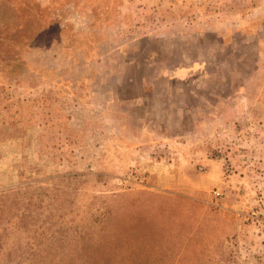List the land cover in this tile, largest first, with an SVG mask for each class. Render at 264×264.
Wrapping results in <instances>:
<instances>
[{
  "label": "rangeland",
  "instance_id": "1",
  "mask_svg": "<svg viewBox=\"0 0 264 264\" xmlns=\"http://www.w3.org/2000/svg\"><path fill=\"white\" fill-rule=\"evenodd\" d=\"M8 192L0 264H264V0H0Z\"/></svg>",
  "mask_w": 264,
  "mask_h": 264
},
{
  "label": "trees",
  "instance_id": "2",
  "mask_svg": "<svg viewBox=\"0 0 264 264\" xmlns=\"http://www.w3.org/2000/svg\"><path fill=\"white\" fill-rule=\"evenodd\" d=\"M18 193H11V192H8V193H5V194H0V203L2 202H6V201H9L11 202L12 204L16 205V195ZM0 241H1V238H0Z\"/></svg>",
  "mask_w": 264,
  "mask_h": 264
},
{
  "label": "built area",
  "instance_id": "3",
  "mask_svg": "<svg viewBox=\"0 0 264 264\" xmlns=\"http://www.w3.org/2000/svg\"><path fill=\"white\" fill-rule=\"evenodd\" d=\"M219 194H217V196H218Z\"/></svg>",
  "mask_w": 264,
  "mask_h": 264
}]
</instances>
